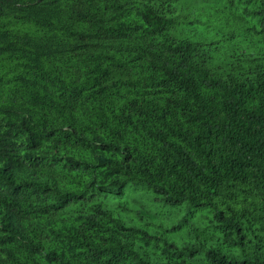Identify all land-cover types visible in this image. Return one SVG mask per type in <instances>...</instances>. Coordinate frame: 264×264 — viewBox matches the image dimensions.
<instances>
[{"label": "trees", "instance_id": "obj_1", "mask_svg": "<svg viewBox=\"0 0 264 264\" xmlns=\"http://www.w3.org/2000/svg\"><path fill=\"white\" fill-rule=\"evenodd\" d=\"M0 264H264V0H0Z\"/></svg>", "mask_w": 264, "mask_h": 264}, {"label": "rangeland", "instance_id": "obj_2", "mask_svg": "<svg viewBox=\"0 0 264 264\" xmlns=\"http://www.w3.org/2000/svg\"><path fill=\"white\" fill-rule=\"evenodd\" d=\"M222 33H225L222 32ZM141 187V186H139ZM142 190H145L142 189ZM140 190L135 193H130L128 189H123L122 191H94L95 195L103 200L110 208L115 211H119L120 214L125 217H135L136 209L143 208L144 211L150 212V215L153 216L154 223L153 226L158 224V228L161 230H167L175 223L180 222L183 227L185 235H188V231L194 226H202V221L205 218L198 215V211L195 212L191 208V213L185 205H169L165 204L160 197L150 190L148 196L143 194V191ZM129 203V207H126L123 203ZM131 206V208H130ZM174 238H180L182 236L174 235Z\"/></svg>", "mask_w": 264, "mask_h": 264}]
</instances>
